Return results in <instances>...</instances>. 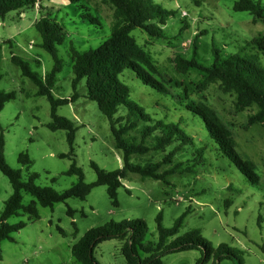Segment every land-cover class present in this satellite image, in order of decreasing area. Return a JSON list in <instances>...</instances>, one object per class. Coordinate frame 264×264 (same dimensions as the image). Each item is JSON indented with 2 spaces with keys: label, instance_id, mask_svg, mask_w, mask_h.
I'll return each mask as SVG.
<instances>
[{
  "label": "rangeland",
  "instance_id": "rangeland-1",
  "mask_svg": "<svg viewBox=\"0 0 264 264\" xmlns=\"http://www.w3.org/2000/svg\"><path fill=\"white\" fill-rule=\"evenodd\" d=\"M167 9L176 10L164 26V37L154 38L140 28H133L131 36L148 51L155 62L159 79L167 92L161 93L145 84L132 69H124L120 79L129 88V98L142 107L153 121L179 123L192 136L193 145L176 153L170 163L160 166L159 172L173 169L167 183L137 173H127L117 189V205L111 203L105 185L93 187L84 200L68 198L52 207L39 205L33 196L22 191V205L35 201L38 217L19 215L8 218L9 223L24 222V227L11 234L12 240L0 241V264H80L71 253V246L90 228L109 221L142 220L147 227L145 241L157 239V217L165 228L185 212L176 236L198 229L216 249L224 244L238 251L242 264H264V128L247 124L250 111H237L233 97L225 94L216 84L200 85L196 71L181 73L174 58L177 53L190 56L196 38L198 55L203 62L211 60L212 48L223 56L238 53L242 56L257 49L247 45L252 38L264 37V21L252 22L248 11L233 9L236 0H156ZM264 3V0H254ZM42 12L57 17L66 30L65 40L57 46L61 60L51 92L55 98L70 99L59 105L56 113L67 118L75 127L72 151L64 129L51 130L50 103L38 95V87L21 75L11 62L14 53L29 63L32 71L43 76L53 66L52 56L39 46L40 36L34 28L39 7L11 11L0 18V90L14 91L15 97L0 111V137L5 163L20 171L27 181L32 174L38 186L52 187L61 192L73 185L75 175L65 172L74 163L83 173L85 182H93L94 162L106 171L122 168V151L115 148L110 123L96 103L85 97V79L76 88L72 86L73 72L69 45L82 51L94 48L110 34L112 8L101 0H89L74 5L65 0H40ZM84 7L98 24L82 18ZM41 10V9H40ZM264 61V60H263ZM203 103L215 111L229 129L234 147L242 159L251 161L259 176L258 185H250L231 161L222 155L208 135L198 115L185 109L182 102ZM124 113L120 108L117 115ZM142 124H139V127ZM128 139L140 140L138 130ZM149 137L146 144H151ZM203 148V162L193 171H185L194 163L195 149ZM172 149L150 150L131 155V162L148 164L160 162ZM20 153L30 159L24 165L18 161ZM61 154L66 156L61 157ZM12 192L8 178L0 171V213ZM228 200L229 205L225 206ZM70 211V212H69ZM123 240L107 239L99 242L93 251L100 264H128L121 247ZM200 249L169 252L162 256L163 264H195ZM238 264L236 259L213 256L203 264Z\"/></svg>",
  "mask_w": 264,
  "mask_h": 264
},
{
  "label": "trees",
  "instance_id": "trees-1",
  "mask_svg": "<svg viewBox=\"0 0 264 264\" xmlns=\"http://www.w3.org/2000/svg\"><path fill=\"white\" fill-rule=\"evenodd\" d=\"M37 1L0 0V18H4L11 11L23 12L24 9H33ZM66 1L80 5L86 4L89 0ZM101 1L112 8L113 20L110 34L98 46L87 50L80 51L73 43H70L71 69L74 75L71 83L73 88H76L80 80L85 79V97L94 101L99 111L109 120L114 146L122 151L123 166L116 171H106L91 162L96 179L93 182H85L82 170L72 163L65 174L75 175L77 181L58 192L49 186L36 185L34 174L27 181H23L20 171L5 163L2 155L3 142L0 137V171L8 178L12 187V192L0 213V241L3 239L12 240L11 234L25 225L22 221L14 224L9 223L7 220L11 216L19 215L22 211L27 214L28 218L38 217L35 201L41 206L52 207L53 204L64 202L68 198L84 200L93 187L105 185L111 203L116 206L117 189L122 186V179L128 172L167 183V175L174 173V170L159 172L160 166L170 163L176 153L193 145L192 136L188 135L179 126V123L153 121L142 107L129 98V88L119 77L124 69L129 68L145 84L161 93L167 92L165 85L156 77L158 69L150 53L136 42L130 31L137 27L151 37L162 38L166 21L176 15V10L167 9L156 0ZM80 9L85 10L82 6ZM233 9L248 11L252 15V22L264 21V3L259 1L236 0ZM38 13L39 17L34 22V28L41 39L39 46L52 56V68L40 76L32 71L29 63L20 56L11 53L10 60L20 69L21 75L28 77L38 87L37 94L44 95L49 101L51 121L47 127L51 130H66V140L71 152L75 127L67 118L57 115L56 108L73 100L76 92H73L71 100L55 98L51 92L55 75L61 68V60L56 54L57 46L65 40L66 30L57 17L42 12L40 2ZM82 18L89 20L92 24H98V20L88 11L82 14ZM247 45L257 50L245 56L238 53L223 56L218 49L213 47L211 60L206 63L198 55L195 38L190 56L185 57L183 54L177 53L174 63L181 73L196 71L201 77L200 85L203 87L208 84H216L223 93L232 96L234 108L237 111H250L254 108L247 116V124H260L264 128V37L252 38ZM14 97V91L0 90V111L4 104ZM182 103L186 110L201 118L205 130L219 151L233 163L247 182L250 185H258L259 176L255 171L254 164L238 155L229 129L221 122L215 111L203 103H195L191 100ZM120 108L124 109V113L117 115ZM139 124L142 125L139 127ZM134 130L139 132L140 140L138 142L134 138H127L128 134ZM149 137H151L152 143L146 144ZM170 145H172V149L160 162L136 164L130 160L131 155L135 153L143 154L150 150H164L166 146ZM194 154V163L192 166H187L185 171L191 172L198 163L203 162V148L195 149ZM60 156L64 157L66 154ZM18 161L27 166L30 164V159L24 153L19 154ZM22 191L33 196L35 201L23 206ZM229 203L226 200L225 206ZM184 215L185 212L177 217L169 228L162 226L159 215L157 217V239L154 242L145 241L147 227L142 220L109 221L102 226L88 229L71 246V253L80 264H100L93 255L95 246L101 241L119 238L124 241L121 252L128 264H163L162 256L164 254L190 249H200L201 251V256L195 264H203L211 256L218 261L223 258L236 259L238 264H242L237 250L224 244L213 249L211 244L201 236L198 229L189 230L183 235L173 238L179 231Z\"/></svg>",
  "mask_w": 264,
  "mask_h": 264
},
{
  "label": "built area",
  "instance_id": "built-area-1",
  "mask_svg": "<svg viewBox=\"0 0 264 264\" xmlns=\"http://www.w3.org/2000/svg\"><path fill=\"white\" fill-rule=\"evenodd\" d=\"M39 2H40V0H38L36 3H35V5H37L38 7H39ZM24 13L23 12H21V15H23Z\"/></svg>",
  "mask_w": 264,
  "mask_h": 264
},
{
  "label": "crops",
  "instance_id": "crops-1",
  "mask_svg": "<svg viewBox=\"0 0 264 264\" xmlns=\"http://www.w3.org/2000/svg\"><path fill=\"white\" fill-rule=\"evenodd\" d=\"M66 1V0H65ZM67 2V1H66Z\"/></svg>",
  "mask_w": 264,
  "mask_h": 264
}]
</instances>
